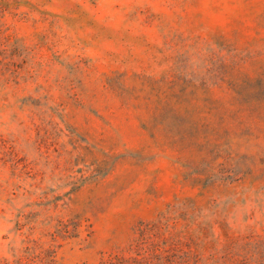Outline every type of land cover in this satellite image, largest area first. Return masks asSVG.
<instances>
[{
  "label": "rangeland",
  "instance_id": "374dc122",
  "mask_svg": "<svg viewBox=\"0 0 264 264\" xmlns=\"http://www.w3.org/2000/svg\"><path fill=\"white\" fill-rule=\"evenodd\" d=\"M0 264H264V0H0Z\"/></svg>",
  "mask_w": 264,
  "mask_h": 264
}]
</instances>
